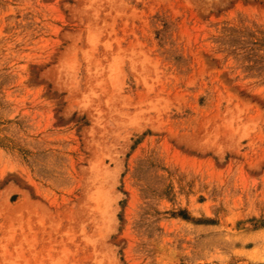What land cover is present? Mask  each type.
Returning a JSON list of instances; mask_svg holds the SVG:
<instances>
[{
	"label": "rangeland",
	"instance_id": "obj_1",
	"mask_svg": "<svg viewBox=\"0 0 264 264\" xmlns=\"http://www.w3.org/2000/svg\"><path fill=\"white\" fill-rule=\"evenodd\" d=\"M0 264H264V0H0Z\"/></svg>",
	"mask_w": 264,
	"mask_h": 264
}]
</instances>
